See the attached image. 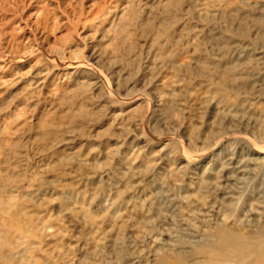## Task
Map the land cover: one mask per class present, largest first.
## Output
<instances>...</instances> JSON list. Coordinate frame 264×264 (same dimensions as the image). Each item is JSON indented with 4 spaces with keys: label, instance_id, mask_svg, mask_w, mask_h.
Listing matches in <instances>:
<instances>
[{
    "label": "rangeland",
    "instance_id": "374dc122",
    "mask_svg": "<svg viewBox=\"0 0 264 264\" xmlns=\"http://www.w3.org/2000/svg\"><path fill=\"white\" fill-rule=\"evenodd\" d=\"M0 264H264V0H0Z\"/></svg>",
    "mask_w": 264,
    "mask_h": 264
}]
</instances>
